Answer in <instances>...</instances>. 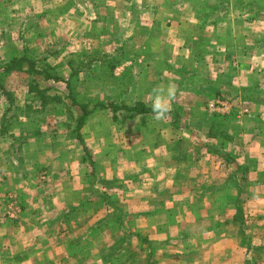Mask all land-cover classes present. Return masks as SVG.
<instances>
[{"label": "rangeland", "instance_id": "rangeland-1", "mask_svg": "<svg viewBox=\"0 0 264 264\" xmlns=\"http://www.w3.org/2000/svg\"><path fill=\"white\" fill-rule=\"evenodd\" d=\"M75 4L74 0H0V120L15 123L13 128L4 126V138L10 135L8 129L13 131L0 144V171L7 177L0 181V225L5 227L0 233V264H264V196L245 197L244 188L237 185L246 172L236 173L237 185L229 193L213 192L212 198L208 193L206 199L197 194L195 202L200 199L205 205L217 203L218 198L228 200L222 209L204 206L194 212L187 200L188 187L178 185L148 194L151 214H132L134 203L145 198L152 182L141 184L144 175L136 182L124 176L131 167L125 159L126 142H130V132L124 126L128 114L119 108L111 119L112 111L100 106L125 104L128 95L124 88L131 85V80L122 76L126 64L121 59L126 57H112L115 43L111 35H116L115 40L121 34V39L131 35L134 39L140 28L107 32L99 27L88 31V37L77 30L84 17L78 12L83 6ZM242 4L239 7L247 13L244 19L239 14L248 22L246 19L254 17L248 12L252 13L257 3L243 0ZM43 14L48 23H44ZM69 26L75 28L64 31ZM103 36L107 38L102 40ZM16 51L20 57H11ZM54 77L62 78L69 88ZM38 92L46 99L44 106ZM74 102L91 110L85 123L95 114L81 131L84 138L100 130L106 138V125L118 121L123 125L119 135L127 133V139H121L125 146L119 148L107 138L105 145L97 142L95 153L88 150L91 165L87 158L77 164L79 155L84 156L85 142L75 139L80 110ZM230 113L231 109L224 112L229 114L227 119ZM249 119L243 118L247 121L242 126ZM181 124L179 129L187 137L188 124ZM29 136L38 139L40 160L33 149L35 143L26 141ZM211 139L214 141L207 144L215 143L221 155L218 159L235 163L236 159L226 157L220 140ZM159 176L151 178L157 182ZM236 191L240 193L231 198ZM173 197L185 206L179 209L180 221L154 216L168 209ZM8 220L16 222L4 226Z\"/></svg>", "mask_w": 264, "mask_h": 264}, {"label": "crops", "instance_id": "crops-1", "mask_svg": "<svg viewBox=\"0 0 264 264\" xmlns=\"http://www.w3.org/2000/svg\"><path fill=\"white\" fill-rule=\"evenodd\" d=\"M74 1L77 7L83 6V11L78 12L84 18L82 22H78L77 30H82L88 37V31L97 30L99 27L107 32L113 31V28L125 32L132 27L140 28L134 39L132 35L121 39L122 34L116 40V35L112 34L110 39H114L115 43L112 57H126L125 61L121 59L122 64H126L123 68L124 74L121 75L131 80V85L124 88L128 95V100L124 103L132 106L141 102L148 111L128 115L124 126L130 134L119 135L123 134V125L115 121L111 124L106 122L108 137L102 136L100 130L84 138L82 132L90 124L93 114L80 129L84 146L88 150L93 149L94 153L98 148L97 142H103L105 145L109 143L106 142L108 138L110 143L120 148L125 146L121 139L125 140L129 135L130 142H126L125 159L131 167L124 176L127 175L126 178L136 182L144 175L140 179L143 180L141 184L152 182L147 187L145 198H142L140 203H134L135 210L132 214H151L148 209L152 204L148 194L165 191L169 186L180 187L178 185L188 187L190 194L187 200L191 207H195L194 212L204 206L222 209L228 206V200L218 198L217 203L212 201L205 205L201 204L200 199L195 202L197 194H204L206 199L208 193L211 198L213 192L229 193V190L237 185V181H234L236 173L247 174L237 185L241 189L244 188L245 197L264 196V0H253L256 1L254 6L257 8L252 13L248 12L254 16L246 19L248 22L243 20L247 12L239 7L243 5V0H235L232 6L230 4L234 0ZM213 1L217 4H213ZM63 14L64 9L61 10V15ZM43 16L46 23V15ZM143 16L147 19L144 22ZM87 23L92 27L83 28L82 25ZM36 27V24L32 26ZM74 28L75 26H69L64 28V31ZM62 37L64 34L61 35V42H64ZM106 38L107 36L101 37L102 40ZM92 45L96 49L94 44ZM68 49L66 48V51ZM3 53L6 51L3 50ZM11 55L20 57L19 51L12 52ZM158 85L175 89L172 109L161 121L153 118L147 103L148 94ZM217 97H229L233 100L230 118L227 119L229 114L225 115L224 112L209 108V104L218 99ZM240 101L247 103L248 113L242 114L245 106ZM243 118H250L244 126L242 124L247 120L243 122ZM181 121L188 124L185 133L187 137L182 135L179 129ZM14 124L11 120H4L3 123L0 120V144L7 141L6 138H10L13 131L8 129L10 135L4 138L7 136L3 131L4 126L13 128ZM30 124L33 122L30 121ZM201 133L203 135H200ZM249 135L251 137L245 141L244 137ZM191 136H199L200 140ZM112 137L115 142H112ZM209 137L219 139L220 145L228 154L226 157L233 161L236 159L235 163L219 160L221 155L218 154L215 143L207 144L212 140ZM31 138L29 136L26 141L29 140V144L35 143L33 149L36 159L40 160L42 155L38 139ZM44 150L47 151L48 147ZM82 157L83 155H79L76 159L77 164L83 163ZM213 160H217L216 164ZM5 174L0 171V181L7 180ZM156 174L161 175V180L157 182L151 178ZM138 190L142 192L145 189ZM238 193L240 191H236L231 198ZM176 199L170 198L171 203L167 206L176 205L179 206L178 209L172 210L173 208L168 206L164 212L154 216L161 220L179 222L181 210L185 206ZM124 201L127 203L126 198ZM11 222L16 220L5 221L4 226ZM4 228L1 223L0 233Z\"/></svg>", "mask_w": 264, "mask_h": 264}, {"label": "trees", "instance_id": "trees-1", "mask_svg": "<svg viewBox=\"0 0 264 264\" xmlns=\"http://www.w3.org/2000/svg\"><path fill=\"white\" fill-rule=\"evenodd\" d=\"M95 61H97V59H95ZM101 62V61H100ZM11 64V63H10ZM110 68H112V65L110 66ZM55 78V77H54ZM56 80H62L63 82H65L62 78H55ZM66 84V88H69V84L67 82H65ZM38 96L42 101H43V104L42 106H44L45 102H46V99L45 97L42 95L41 92H38L37 93ZM68 98L71 97V94L67 95ZM54 99H59L58 97L55 98L54 96ZM75 106L80 110V114L79 116L76 118V126L74 128V135H75V139L77 141H79L80 143H82V137H81V134H80V129L82 128V126L84 125L85 121H86V118L87 116L89 115V113L91 112V110H87V106L86 104L84 103H80V104H76L74 102ZM102 109H110V111H112L113 113V118H115V111L117 109H122L125 113H127L128 115L129 114H134V113H141V112H146L148 111V108H146V106L141 103V102H136L135 104H133L132 106L128 105V104H121V105H116L114 104V102H108L107 104L105 105H101L100 106ZM84 156L82 157V161H86L85 159L87 158L88 159V165H91L93 163V159L91 157V155L89 154V151L86 147H84Z\"/></svg>", "mask_w": 264, "mask_h": 264}, {"label": "clouds", "instance_id": "clouds-1", "mask_svg": "<svg viewBox=\"0 0 264 264\" xmlns=\"http://www.w3.org/2000/svg\"><path fill=\"white\" fill-rule=\"evenodd\" d=\"M174 99L175 89L173 87L158 85L151 90L148 94L147 103L156 121L163 120L170 113Z\"/></svg>", "mask_w": 264, "mask_h": 264}, {"label": "built area", "instance_id": "built-area-1", "mask_svg": "<svg viewBox=\"0 0 264 264\" xmlns=\"http://www.w3.org/2000/svg\"><path fill=\"white\" fill-rule=\"evenodd\" d=\"M233 100H230L229 98L221 99L218 98L213 101V103L209 104V108L211 110L217 109L220 112H228L232 107H233ZM241 104L245 107H243V113H248V108H247V103L246 102H241ZM9 214V213H8Z\"/></svg>", "mask_w": 264, "mask_h": 264}]
</instances>
